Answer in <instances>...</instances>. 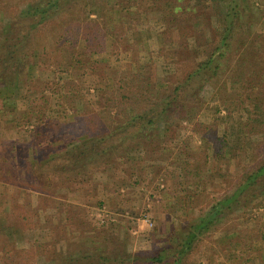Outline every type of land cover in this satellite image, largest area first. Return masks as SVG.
Returning <instances> with one entry per match:
<instances>
[{
    "label": "rangeland",
    "instance_id": "374dc122",
    "mask_svg": "<svg viewBox=\"0 0 264 264\" xmlns=\"http://www.w3.org/2000/svg\"><path fill=\"white\" fill-rule=\"evenodd\" d=\"M24 2L0 0V7L8 16ZM87 3L86 0L76 4L69 2L65 13L68 19L79 15L83 21L78 50L87 53L95 48L89 36L91 21L103 30H112L115 35L112 43L117 48H113V54L104 50L92 55V59H99L104 65V71L98 68L89 74L81 71L53 74L42 70L41 78L53 83L51 90L42 93L36 89L28 94L29 98L35 96L32 100L34 116L44 108L42 123L30 115V124L16 126L9 124L11 113L3 117L0 114V233L10 234L6 239L22 247H30L33 236L35 241L46 244V253L55 255L60 254L55 250L58 246L68 247L69 251L75 245L80 249L93 247L83 260L86 264H146L145 259L150 254L173 250L191 220L202 215L212 199L236 181L233 174L213 175L217 168L209 133L215 136L220 132L219 119L225 111L217 113L216 106L221 107L224 100L234 96L235 89L246 93L249 92L247 87L253 86L255 92H264V0H247L238 38L243 46L232 44L231 55L228 54V59L222 58L225 64L218 82L203 85L200 97L189 104L191 120L181 121L176 117L161 129V152L154 154L149 147L143 155L140 145L127 144L128 156L131 154L128 159L121 150L114 149L105 155L106 163L95 164L91 173L80 175L86 180L80 184L79 180L71 182L77 176L61 173L59 169L64 164L60 166L59 162L39 158L36 165V160L32 161L27 154V148L33 150L36 146L47 155L61 152L64 157L81 142L73 134H68L66 139L55 135L60 125L56 127L58 124H53L54 121L75 122L79 115L93 119L97 128L90 134L99 135L103 133L98 126L102 120L100 114L107 110L102 113L106 124L116 125L120 120L114 117L118 112L115 90L105 86L106 77H110V82L106 81L108 85L115 86L119 78L124 77L133 89L141 87L136 92L138 97L131 100L130 109L125 112L135 107L144 108L146 102L166 96L157 83L162 77H165L162 85L168 80L175 83L181 73L176 74L175 67L183 70L188 60L197 61L206 55L217 36L220 24L217 13L224 7L222 0H121L113 9L108 0H88ZM0 14L3 16L1 11ZM7 36L11 38L12 32ZM11 41V44L16 42L14 38ZM110 41L107 36L105 47H110ZM34 42L32 34L30 46ZM83 45L87 48H81ZM243 51L256 58H248L241 67ZM251 69L255 76L249 75ZM239 78L244 79L239 81ZM80 86L82 97L88 100L84 108L74 103L73 96L65 99L57 96L58 92L72 95ZM2 103L0 96V108ZM20 103L17 100V104ZM184 110L179 109L177 116L181 117ZM120 112L125 114L124 109ZM238 115L239 112H235L234 118ZM46 120L51 121L48 129L42 125ZM6 121L9 123L5 124ZM28 130L32 131L29 134L33 139H28L25 132ZM205 130L209 133L202 138L200 134H206ZM261 130L256 128L253 133L256 145L262 140ZM244 160V153H239L230 172L242 169ZM182 168L186 169L185 177L180 172ZM167 170H175L177 175ZM134 179L138 180L137 184H132ZM253 206L251 203L238 209L232 218L204 234L190 262L264 264V241L261 246L255 244L259 233L255 230V220L249 219L261 209ZM20 210L26 211L27 219H33L31 223L18 216ZM27 226L34 228L32 235ZM78 252L76 256L81 255L82 250Z\"/></svg>",
    "mask_w": 264,
    "mask_h": 264
},
{
    "label": "trees",
    "instance_id": "16d2710c",
    "mask_svg": "<svg viewBox=\"0 0 264 264\" xmlns=\"http://www.w3.org/2000/svg\"><path fill=\"white\" fill-rule=\"evenodd\" d=\"M83 1L85 0H25L20 9L16 7L14 12L8 16H6L2 6L0 7V11L3 13V16L0 14V96L3 101L0 114L3 117L11 113L8 115L11 122L6 121L5 124L22 126L31 123L32 116L30 117V115H33V110H35L32 108V100L35 96L29 98L28 94L33 93L36 89L45 93L46 90H51L53 84L41 78L43 76L42 70H47L53 74L56 71L69 74L81 71L89 74L98 68L104 71V65L99 59H92V55L104 50L109 51V54L114 53L113 50L117 46L115 48L112 43L113 38L115 39L112 30H103L99 25L92 21L89 22V36L92 37L95 48L91 52H80L78 49L82 40L81 27L83 21L79 19V15L68 19V15L65 14L68 12L69 2L76 4ZM108 1L110 9H113L114 6L119 5L121 0ZM125 1L128 2L129 0ZM222 1L224 7L222 12L217 13L220 24L216 30L217 36L212 48L202 59L188 60L183 70L175 67L176 74L181 72L175 83L168 80L165 85H162L165 77L161 78L157 87L166 92V96H160L157 100H152L149 103L146 102L143 104L145 105L144 108L135 107L131 108V112H125V110L130 109L131 100L138 97L136 92L141 87L135 86L133 89L132 84L128 83L124 77H120L115 86L114 84L108 85L106 81L110 82V77H108L109 79L106 77L105 86L113 87L115 90V106L118 112L114 117H118L120 121L113 127L108 126L104 119L105 115L102 114L104 111L107 112L104 110L100 114L102 120L98 124L103 133L99 135L90 134L96 127L93 119L79 117L80 115L77 116L78 120L75 122L59 120V122L54 121L55 123H53L52 121L53 124H58L56 127L60 125L59 129L55 130V135H61L66 139L68 134H73L75 139L77 138L81 142H77L78 144H75L64 157L61 152L58 155H53L54 153L47 155L42 154L36 146L33 150L27 148V154L31 160L35 162L36 159L45 158L46 162L52 160V162H59L60 166L64 164L59 169L61 173H71V176H77L71 182L74 183L79 180L78 182L81 184L86 180L80 175L91 173V167L95 164L106 163L105 155L112 153L114 149H119L128 156L129 144H137L141 146L140 153L142 152L143 155L147 153L149 147L154 154L155 152L158 153V150L161 152L162 148H159L161 129L176 117L181 121L187 120L188 122L191 120L192 111L189 110V104L200 97L199 93L203 85L207 83L215 85L218 82L225 64V60L222 58L226 56L228 59V54L231 55L234 50L232 44L239 48L243 46V43L238 42L240 40L238 38L243 27L244 17L242 13L246 8L247 0ZM87 2L88 0H86ZM252 3L255 4V1ZM89 12L90 10L87 11V14ZM67 21L69 23L65 24ZM11 32L13 37L10 38L7 35ZM32 34L35 42L33 46H30ZM107 36L111 38L109 48L107 45L105 47L104 43L105 40L107 41ZM245 36L248 37L249 35ZM12 38L16 40L13 44H11ZM81 48L86 49L87 47L83 45ZM242 56L241 67L245 60L256 55L243 51ZM250 74L255 76L252 69L249 71ZM243 79L239 78V81ZM141 81L145 82L143 79ZM247 89L249 92L246 93L244 90L235 89L234 96L231 95L229 99L224 100L221 107L216 106L215 111L217 113L221 110L225 111V114L221 115L219 119L222 124L220 132L217 131L215 136L208 130H205L206 134H200L202 138H205L207 133L212 136L211 153L217 168L216 172H212L213 175L233 174L236 181L220 196L214 197L202 215H197L195 219L191 220L187 232L176 243L173 250L169 253L162 250L150 254L145 259L146 264H193L190 262V257L195 248L198 247L196 244L200 242L201 237L215 229L220 222L232 218L238 209L251 203L254 204L253 207L261 209L258 215H254L253 211L251 212L253 215H250L252 217L249 216V219L255 220V230L259 233V237L254 242L257 246H261L262 241H264V96L260 99L258 97L264 95V92H255L253 86L247 87ZM70 93L58 92L59 95L57 96L59 99L73 96L74 103H80L81 108L87 105L88 100L82 97L81 86L72 95ZM17 100L21 103L17 104ZM122 109H124L125 114L120 112ZM179 109L180 111L186 109L182 111L184 114L181 117L177 116ZM37 112L38 114L33 116L42 123L44 108H40ZM235 112H239L238 118H234ZM49 123L51 121L47 122L46 120L42 125L48 129ZM256 128L262 129L260 132L262 140L257 145L253 142V133ZM25 132L28 134V139H33L32 135L29 134L32 131ZM23 136H25L24 133ZM241 152L244 153L246 159L243 161L245 162L243 168L238 169L236 167L237 169L230 172L231 166ZM130 155L128 159H130ZM6 163L8 164V162ZM167 172H170L171 175H177L175 170H167ZM180 172L183 177L186 176V169L182 168ZM192 174L197 175V173ZM136 182H138L137 179L132 184H137ZM129 184L131 185V183ZM99 204L102 205L101 202ZM22 207L26 209L24 206ZM24 213L26 211L21 212L20 210L18 216H21L20 218L25 222L31 223L33 219H27ZM103 223L102 221L101 224ZM8 227L10 229L12 226ZM27 227L32 235L34 228ZM9 235L5 232L0 233V264H86L83 260L87 258V252L89 253L93 249V247L80 249L75 245L69 251L68 247L58 246L55 250L59 251L60 254L55 255L50 252L46 253V244L35 241L33 236L30 239V242L32 241L30 247H22L6 239ZM79 250H82V253L76 256Z\"/></svg>",
    "mask_w": 264,
    "mask_h": 264
}]
</instances>
